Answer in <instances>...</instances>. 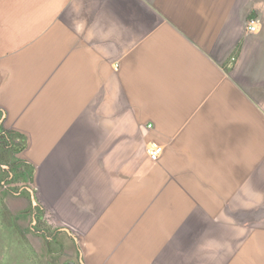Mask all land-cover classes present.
<instances>
[{
  "label": "crops",
  "instance_id": "0c3cea01",
  "mask_svg": "<svg viewBox=\"0 0 264 264\" xmlns=\"http://www.w3.org/2000/svg\"><path fill=\"white\" fill-rule=\"evenodd\" d=\"M0 129L67 264H264V0H0Z\"/></svg>",
  "mask_w": 264,
  "mask_h": 264
},
{
  "label": "rangeland",
  "instance_id": "374dc122",
  "mask_svg": "<svg viewBox=\"0 0 264 264\" xmlns=\"http://www.w3.org/2000/svg\"><path fill=\"white\" fill-rule=\"evenodd\" d=\"M13 140L18 143L16 137ZM3 150V146H0V156ZM13 153L9 154L10 160L0 159V163L6 166V169L0 168V264H67L71 259L60 251L62 244L55 238L58 225L50 214L45 212L40 221V217H35L33 224L31 214L30 219L22 222V217L14 214L17 213V206L6 208L2 186L9 180L10 173L13 171V177L18 183L16 187L31 177V170L17 164L18 156L15 151Z\"/></svg>",
  "mask_w": 264,
  "mask_h": 264
},
{
  "label": "trees",
  "instance_id": "16d2710c",
  "mask_svg": "<svg viewBox=\"0 0 264 264\" xmlns=\"http://www.w3.org/2000/svg\"><path fill=\"white\" fill-rule=\"evenodd\" d=\"M21 136L22 138H25L22 133L18 132L17 130L13 129H2V132L0 134V146H3V152L7 154H11L15 151V154L18 156L17 164H21L23 167H25L26 160L23 158V151L26 149V145H21L19 142L15 143L13 138L16 137V139ZM26 139V138H25ZM13 151V152H12ZM14 154V153H13Z\"/></svg>",
  "mask_w": 264,
  "mask_h": 264
},
{
  "label": "built area",
  "instance_id": "2783aa9c",
  "mask_svg": "<svg viewBox=\"0 0 264 264\" xmlns=\"http://www.w3.org/2000/svg\"><path fill=\"white\" fill-rule=\"evenodd\" d=\"M248 29L251 33L259 32L260 27H259L258 19L256 18L251 19L249 21ZM148 127L151 129L153 128V125L150 124ZM146 150L149 158L154 162H158L164 152V146L156 142H149L147 144Z\"/></svg>",
  "mask_w": 264,
  "mask_h": 264
}]
</instances>
